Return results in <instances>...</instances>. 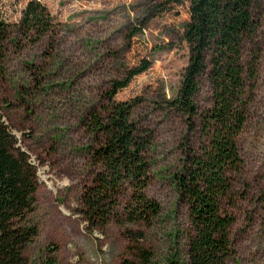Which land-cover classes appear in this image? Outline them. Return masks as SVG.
Segmentation results:
<instances>
[{
	"label": "rangeland",
	"instance_id": "rangeland-1",
	"mask_svg": "<svg viewBox=\"0 0 264 264\" xmlns=\"http://www.w3.org/2000/svg\"><path fill=\"white\" fill-rule=\"evenodd\" d=\"M42 6L49 28L39 38L20 26L28 2ZM186 0H0L6 26L0 62V114L16 145L36 169L30 224L37 235L25 250L28 264H135V248L153 264H187L190 232L174 179L185 150L198 151L203 137L168 102L187 63L182 31ZM257 32L243 59L258 51L256 80L242 131L236 139L241 170L234 178L232 256L227 264H264V0L252 13ZM149 68L113 97L133 101V120L150 136L146 196L160 207L149 226L131 227L142 239L129 242L110 224L86 233L78 208L90 179L89 150L95 140L86 118L105 107V93L140 60ZM198 114L211 105L202 79L194 97Z\"/></svg>",
	"mask_w": 264,
	"mask_h": 264
},
{
	"label": "trees",
	"instance_id": "trees-1",
	"mask_svg": "<svg viewBox=\"0 0 264 264\" xmlns=\"http://www.w3.org/2000/svg\"><path fill=\"white\" fill-rule=\"evenodd\" d=\"M187 21L182 40L187 48L175 96L169 107L188 125L197 119L204 141L186 152L185 164L174 179L178 200L189 222L187 264H227L232 256L229 232L233 224V182L241 170L236 139L245 124L256 80L258 51L253 46L243 59L244 46L257 32L252 13L258 0H186ZM20 26L39 38L50 24L37 2L26 4ZM6 26L0 19V62ZM149 68L140 60L105 93V107L86 118L95 144L89 150V181L81 190L78 214L86 233L116 226L129 242L142 239L131 227L149 226L159 205L149 199L150 136L133 120V101L115 102L114 95ZM210 90L209 109L198 114L194 97L202 79ZM192 128V127H191ZM37 189L36 169L0 114V264H28L24 255L37 235L30 224ZM135 264H153L150 252L135 248Z\"/></svg>",
	"mask_w": 264,
	"mask_h": 264
}]
</instances>
